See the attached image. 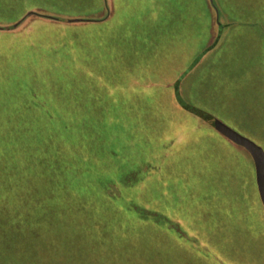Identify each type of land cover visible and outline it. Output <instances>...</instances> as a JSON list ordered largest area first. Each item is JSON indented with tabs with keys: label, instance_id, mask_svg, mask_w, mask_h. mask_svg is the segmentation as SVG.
I'll use <instances>...</instances> for the list:
<instances>
[{
	"label": "rangeland",
	"instance_id": "374dc122",
	"mask_svg": "<svg viewBox=\"0 0 264 264\" xmlns=\"http://www.w3.org/2000/svg\"><path fill=\"white\" fill-rule=\"evenodd\" d=\"M104 1L0 0V20L32 9L85 20L102 15ZM112 2L107 19L87 23L94 30L77 48L84 58L46 64L45 48L32 46L37 69L0 75L5 96L19 85L51 86L59 96L48 103L51 113L84 114L93 177L125 181L114 191L119 197L92 201L110 236L92 239L86 262L264 264L253 160L213 125L220 120L264 149V0ZM212 8L219 14L214 40ZM64 81L70 91H62ZM103 186L97 181L91 194L112 193ZM55 261L43 264H65Z\"/></svg>",
	"mask_w": 264,
	"mask_h": 264
},
{
	"label": "trees",
	"instance_id": "16d2710c",
	"mask_svg": "<svg viewBox=\"0 0 264 264\" xmlns=\"http://www.w3.org/2000/svg\"><path fill=\"white\" fill-rule=\"evenodd\" d=\"M32 10L15 20H0V55L8 59L0 61L2 76L8 74L4 69H37L32 66L40 61L38 52L31 51L35 46L45 48L40 55L46 64L76 63L86 55L77 48L94 30L87 23L106 19V13L98 20H73L47 10L51 16L32 15ZM21 44L30 48L21 51ZM50 89L39 81L15 87L11 96L0 92V264H43L49 259L88 264L92 239L110 236L108 222L94 217L101 205L92 201L119 197L114 191L125 185L116 175L93 177L84 114L51 113L48 103L59 96L53 98ZM62 91H70V83L64 81ZM59 94L75 105L73 96ZM44 104L41 113L38 108ZM79 122L81 132L75 128ZM97 181L112 193L93 196ZM90 204L97 209L93 213Z\"/></svg>",
	"mask_w": 264,
	"mask_h": 264
},
{
	"label": "water",
	"instance_id": "95a60500",
	"mask_svg": "<svg viewBox=\"0 0 264 264\" xmlns=\"http://www.w3.org/2000/svg\"><path fill=\"white\" fill-rule=\"evenodd\" d=\"M82 18H73V20H81ZM91 19L87 18L86 20ZM215 127L220 133L231 140L233 143L245 148L250 154L255 168V180L259 197L264 205V149L256 141L250 137L240 133L236 129L230 127L226 123L217 120L214 121Z\"/></svg>",
	"mask_w": 264,
	"mask_h": 264
},
{
	"label": "crops",
	"instance_id": "0c3cea01",
	"mask_svg": "<svg viewBox=\"0 0 264 264\" xmlns=\"http://www.w3.org/2000/svg\"><path fill=\"white\" fill-rule=\"evenodd\" d=\"M106 3H107V1H106ZM104 8L105 9H104L103 12L106 13V19H107L108 16L110 15L111 11H112V8H113V2H112V0H109V2L107 3L106 7H104ZM210 17H211V19H210V21H211V24H210L211 30L210 31L213 34L212 39L213 38L216 39V36L218 34H217V30L215 29V26L218 23V18H219L218 11H216L215 9L212 8V12H211V16ZM92 19L94 20V19H97V18L92 17L90 20H92Z\"/></svg>",
	"mask_w": 264,
	"mask_h": 264
}]
</instances>
